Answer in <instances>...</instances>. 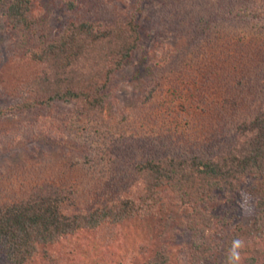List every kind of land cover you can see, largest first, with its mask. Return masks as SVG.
<instances>
[{
    "label": "trees",
    "instance_id": "1",
    "mask_svg": "<svg viewBox=\"0 0 264 264\" xmlns=\"http://www.w3.org/2000/svg\"><path fill=\"white\" fill-rule=\"evenodd\" d=\"M58 1L71 21L38 43L42 0H0L10 31L33 42L17 55L30 70L21 102L0 120L24 114L26 143L70 148L79 178L52 173L24 196L0 192V264L51 261L47 248L81 231L99 232L110 249L121 227L160 212L174 227L153 264H204L217 252L228 264L237 239L239 264H264V0H181L185 42L153 53L161 71L136 110L108 117L115 75L140 48L145 0L125 20L93 0ZM151 245L133 252L144 258Z\"/></svg>",
    "mask_w": 264,
    "mask_h": 264
},
{
    "label": "rangeland",
    "instance_id": "2",
    "mask_svg": "<svg viewBox=\"0 0 264 264\" xmlns=\"http://www.w3.org/2000/svg\"><path fill=\"white\" fill-rule=\"evenodd\" d=\"M139 1L93 0L94 3L104 4L109 17L124 20L136 10ZM181 2V0H145L141 3L142 11L138 13V21L142 25L144 34L140 48L125 68L115 75L105 117L110 114H128L136 110L142 103L143 92L150 90L155 76L161 71V69H155L156 59L153 53L159 52L163 46L180 45L185 42L186 37L183 33L181 34L185 20L179 19V11L185 12ZM60 4L58 0H42L41 5L45 15L41 18L39 35L35 37V42L41 43L44 34L55 35L63 31L71 21V13ZM187 18L191 17L187 16ZM225 23L223 19L221 26ZM31 43H33L31 39L10 31L3 9H1L0 109L10 108L21 102L24 94L21 84L30 70L27 66H23L22 62L17 61V55L19 56V50L30 46ZM155 71L157 72L154 76ZM24 120L25 115L22 113L19 116L8 114L0 120V136L4 138L0 141V187L2 188L0 192H3L1 197L6 200H9L8 197L11 196H24L37 184H44V180L50 181L52 173L72 180L77 174L76 171L69 170L71 167L68 160L73 154L70 148H63L44 137H36L33 141L26 143L25 134L20 133L22 131L19 130L22 129L19 125ZM70 133L74 136L77 128H71ZM69 134L68 138H71ZM66 178L63 179L66 180ZM78 178L79 174L75 177L76 182ZM79 186L83 188V180L80 181ZM208 207L216 219L222 215V208L215 203L209 204ZM169 214L160 212L159 216L142 221L136 228L129 224L121 227L116 234L117 239L110 238L114 240L110 249L102 245L105 236L99 232H78L48 247V256L52 260L50 261L48 257L40 258L37 264H153L155 256L159 255L165 247H170L171 234L169 232L174 224L170 228L166 227V218ZM216 219L209 227L208 235H215L218 231ZM179 232L178 234L182 233V231ZM143 239H149L152 244L150 255L144 258L133 252L134 246ZM184 241L188 243L187 235L177 236L176 247L172 249L176 257L183 256L178 248L184 244ZM173 261L176 260L173 259ZM204 264H221L219 252L214 253Z\"/></svg>",
    "mask_w": 264,
    "mask_h": 264
},
{
    "label": "clouds",
    "instance_id": "3",
    "mask_svg": "<svg viewBox=\"0 0 264 264\" xmlns=\"http://www.w3.org/2000/svg\"><path fill=\"white\" fill-rule=\"evenodd\" d=\"M244 246L243 240L237 239L232 242V247L228 255V264H239L241 260L240 249Z\"/></svg>",
    "mask_w": 264,
    "mask_h": 264
}]
</instances>
